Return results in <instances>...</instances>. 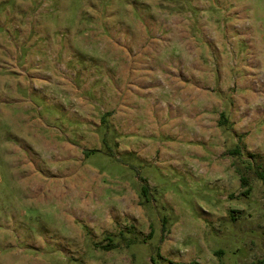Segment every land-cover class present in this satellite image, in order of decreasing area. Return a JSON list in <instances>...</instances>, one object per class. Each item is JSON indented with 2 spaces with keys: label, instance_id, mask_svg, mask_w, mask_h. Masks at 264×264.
Returning a JSON list of instances; mask_svg holds the SVG:
<instances>
[{
  "label": "rangeland",
  "instance_id": "1",
  "mask_svg": "<svg viewBox=\"0 0 264 264\" xmlns=\"http://www.w3.org/2000/svg\"><path fill=\"white\" fill-rule=\"evenodd\" d=\"M260 173L264 0H0V264L256 263Z\"/></svg>",
  "mask_w": 264,
  "mask_h": 264
},
{
  "label": "trees",
  "instance_id": "2",
  "mask_svg": "<svg viewBox=\"0 0 264 264\" xmlns=\"http://www.w3.org/2000/svg\"><path fill=\"white\" fill-rule=\"evenodd\" d=\"M260 179L263 181L264 183V173H260ZM241 181H242V184L245 185V186H248V181L246 178L244 177H241ZM252 264H264V259L261 260V261H258L256 263H252Z\"/></svg>",
  "mask_w": 264,
  "mask_h": 264
}]
</instances>
